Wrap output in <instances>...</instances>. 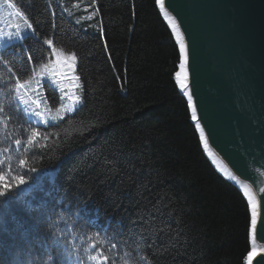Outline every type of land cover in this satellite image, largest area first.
<instances>
[{
    "label": "trees",
    "instance_id": "16d2710c",
    "mask_svg": "<svg viewBox=\"0 0 264 264\" xmlns=\"http://www.w3.org/2000/svg\"><path fill=\"white\" fill-rule=\"evenodd\" d=\"M12 1L34 34L0 51V170L23 174V158L38 175L0 198V264H102L101 247L103 264H246L248 203L204 154L155 0ZM47 39L76 55L83 103L44 125L14 85L48 62Z\"/></svg>",
    "mask_w": 264,
    "mask_h": 264
},
{
    "label": "water",
    "instance_id": "95a60500",
    "mask_svg": "<svg viewBox=\"0 0 264 264\" xmlns=\"http://www.w3.org/2000/svg\"><path fill=\"white\" fill-rule=\"evenodd\" d=\"M166 6L181 23L189 44V88L212 151L236 179L250 181L258 188L262 219L257 239L261 241L264 239V0H166ZM201 146L208 157L202 143ZM222 175L248 203L239 186ZM255 264H264V255Z\"/></svg>",
    "mask_w": 264,
    "mask_h": 264
},
{
    "label": "snow or ice",
    "instance_id": "6c2138e0",
    "mask_svg": "<svg viewBox=\"0 0 264 264\" xmlns=\"http://www.w3.org/2000/svg\"><path fill=\"white\" fill-rule=\"evenodd\" d=\"M5 3L8 4L9 7L15 9V15L19 17L25 27L23 29L17 25L16 30L12 33H9L7 37H0V39H15L22 41L24 39V33L34 31L33 24L29 21L28 17L22 12L19 8L16 7L12 0H5ZM155 5L159 8V13L163 17L164 21L167 22V26L171 30V35L175 38V43L178 46V55H179V70L175 73L176 84L179 86L181 93L187 98V108L190 110V118L191 121L194 123L195 130L199 133V139L204 146L205 151L208 155L212 158L213 163L217 164L219 170L224 173L226 176L231 178L232 180H236V176L233 175L232 171L227 168V166L223 165L222 162H218L216 154L212 151L209 147V140L205 133V127L202 126L201 118L198 116V106L197 103L194 101L193 92L189 88V44L186 41L185 32L182 30V25L178 22L177 17L169 10V7L166 6V0H155ZM91 19V16L88 17ZM102 31V29H101ZM49 48H52L53 41L51 39H47L44 41ZM52 59L50 62L53 66V69L59 68V71H53V75L58 77L61 81L63 80H70L73 83L70 85V88L73 91L68 95V100L71 102L69 105L64 106L61 105V108L57 110V115L53 116L52 120L63 119L64 115L71 113L74 111L76 105L81 102V96L75 94V89L80 87L79 80L80 77L75 75L76 72V64H77V57L73 53L71 56L66 57L64 61H61L60 54L56 52L53 48L51 53ZM29 60H31V56H29ZM43 69H48L49 64L45 63L42 65ZM51 83V82H49ZM29 84L28 80L23 82L17 77L14 91L16 94V99H18L22 104H27L28 100L31 99L30 97L26 99L27 93L22 91L25 89V86ZM33 103L38 104V101L33 100ZM27 111V109H25ZM3 112V106L0 105V113ZM35 117L41 118L42 120L44 117L40 111H33L30 113ZM41 137V133L36 129L33 128L31 134L27 137V145H33L36 141ZM45 140L48 139V136L45 135L43 137ZM15 144L17 146L21 145V140L16 139ZM27 151V148L25 149ZM4 151H8V149H4ZM3 164V161H0V165ZM19 166L21 169H24L23 174H21L20 170H16L15 174L11 167H9V171L5 174L4 171L0 170V198H6L10 194L16 193V190L19 189L21 186L27 185L29 180L38 175V169L34 166L28 165L26 159L19 160ZM31 174V175H30ZM244 196L248 199V204L251 209V231L253 234V243L255 242V233L257 231V204L255 202V197L252 194L251 189L247 186H243ZM262 225H264V221H262ZM95 247V245H93ZM99 255L102 257V264L103 262L108 261L109 257L104 255V249L101 247L99 249ZM126 256L128 254H125ZM257 255V249L253 247V249L248 253V264H251L252 258ZM92 260H96V256L90 257ZM143 259V257H140ZM124 264H128V261L125 260Z\"/></svg>",
    "mask_w": 264,
    "mask_h": 264
},
{
    "label": "rangeland",
    "instance_id": "374dc122",
    "mask_svg": "<svg viewBox=\"0 0 264 264\" xmlns=\"http://www.w3.org/2000/svg\"><path fill=\"white\" fill-rule=\"evenodd\" d=\"M12 3L14 2L12 1ZM17 25H19L21 29L25 27L23 21L15 15V9L9 7L8 4L5 3V0H0V37H7L9 33H12L16 30ZM29 34H34V31L25 32L24 38ZM22 41L15 39L9 40L6 38L0 39V51L6 47L13 46L15 43ZM53 48L56 50L57 53L60 54V58L62 62L66 57H69L73 54L70 52L67 53L66 51L57 49L52 45V49ZM52 59H54V57H52L51 55L48 62H46L49 64L48 69H43V67L41 66L28 79L29 84L26 85L25 89L22 90L27 93L26 99H28L29 97L31 98L28 100V103L22 104L17 99V101L20 103L24 111L25 109H27L25 113L30 119H32L34 122L44 125L48 123H55L61 120V119L52 120L51 118L57 115V110L61 108V105L67 106L71 103L68 100V95L73 91V89L70 88V85L73 83L72 81L70 80L61 81L58 77H55L53 75L54 70L59 71L61 69L59 68L53 69V66L50 62ZM75 75H78L77 64H76ZM79 84L80 87L75 89L74 91L76 95L81 96V102L75 106L73 112L64 115V117L77 111V109L81 107L83 103V91L80 80H79ZM51 88H54L59 94L58 103L56 102L55 96L50 95L49 91H51ZM33 100L38 101L39 103L38 104L33 103L32 102ZM33 111H40L44 119L42 120L41 118L31 115L30 113H32Z\"/></svg>",
    "mask_w": 264,
    "mask_h": 264
},
{
    "label": "bare ground",
    "instance_id": "6f19581e",
    "mask_svg": "<svg viewBox=\"0 0 264 264\" xmlns=\"http://www.w3.org/2000/svg\"><path fill=\"white\" fill-rule=\"evenodd\" d=\"M188 69H189V65H188ZM189 76H190V72H189ZM191 91H192V89H191ZM195 101V100H194ZM205 133H206V130H205ZM208 137V136H207ZM210 144V143H209ZM209 147L211 148V146L209 145ZM205 154V156H206V158L209 160V162H210V164L213 166V168L223 177V178H225L222 174H224V173H222L220 170H219V168L217 167V164H215L214 163V165L216 166V168H218V170L214 167V165L212 164V162H213V160H212V158L208 155V157L210 158H208L207 157V155H206V153H204ZM208 154V153H207ZM216 154V153H215ZM218 159V158H217ZM210 160H212V162L210 161ZM218 162H221V161H219V159H218ZM223 165H225L224 163H222ZM225 175V174H224ZM226 176V175H225ZM226 177H228V176H226ZM229 178V177H228ZM226 179V178H225ZM231 179V178H230ZM227 180V179H226ZM232 180V179H231ZM228 181V180H227ZM234 182H235V184H237L238 186H239V188L243 191V186L244 185H247L250 189H251V191H252V194H253V196L255 197V202H256V204H257V229H258V227H260V223H261V219H262V213L259 211V208H258V204H259V207H260V205H261V202L257 199V198H259V196H258V188L254 185V184H252L250 181H249V183H246V182H243L242 180H240V179H236V180H233ZM232 184V183H231ZM236 187V186H235ZM244 192V191H243ZM261 200V199H260ZM249 206V205H248ZM249 212H250V208H249ZM250 223H251V212H250ZM259 230L258 231H256V233H255V242L253 243V246L250 248V251L253 249V247H255L256 249H257V255H255L253 258H252V262H251V264H255V261L258 259V257L259 256H261V255H264V239H262L261 241H259V239H257V236H258V234H259ZM252 242H253V234H252ZM249 251V252H250ZM248 256V255H247ZM247 260V263H248V259H246Z\"/></svg>",
    "mask_w": 264,
    "mask_h": 264
}]
</instances>
